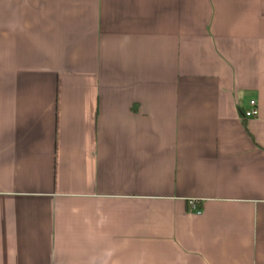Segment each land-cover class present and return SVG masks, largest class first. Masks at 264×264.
Instances as JSON below:
<instances>
[{"label": "crops", "instance_id": "crops-1", "mask_svg": "<svg viewBox=\"0 0 264 264\" xmlns=\"http://www.w3.org/2000/svg\"><path fill=\"white\" fill-rule=\"evenodd\" d=\"M0 264H264V0H0Z\"/></svg>", "mask_w": 264, "mask_h": 264}, {"label": "built area", "instance_id": "built-area-1", "mask_svg": "<svg viewBox=\"0 0 264 264\" xmlns=\"http://www.w3.org/2000/svg\"><path fill=\"white\" fill-rule=\"evenodd\" d=\"M242 113L245 117H252V116L258 115L259 109L257 107L256 101L254 99L250 100V107L244 110ZM190 204L193 210H196L197 212H199V210L196 207L195 200H191Z\"/></svg>", "mask_w": 264, "mask_h": 264}]
</instances>
